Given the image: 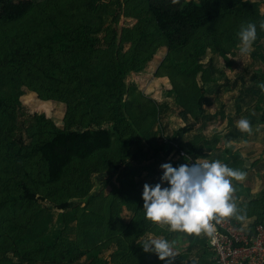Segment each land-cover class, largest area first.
Masks as SVG:
<instances>
[{
  "label": "trees",
  "instance_id": "16d2710c",
  "mask_svg": "<svg viewBox=\"0 0 264 264\" xmlns=\"http://www.w3.org/2000/svg\"><path fill=\"white\" fill-rule=\"evenodd\" d=\"M139 5L141 8L128 6L132 12L126 10L124 16L127 21H132L129 24L140 28L138 41L154 43L155 46L146 52L140 48L139 42L129 58L117 55L116 41L102 36V25L95 22L94 13L89 14L94 18L85 23L51 20L48 29L44 30L39 22L47 3L9 1L1 6L0 47L8 46V50H4L2 56L0 54V131L8 105L12 107V113L21 107L15 97L22 94V88L15 81L17 69L36 63L40 58L51 61V70L43 80H47L52 91L61 98L66 96L63 102L68 105L71 122L63 130L42 112L35 117L38 129L48 128L50 134L48 139L33 148V157L26 155L31 160L35 157L39 175L27 180L30 176L25 174L22 181L15 180L21 193L0 188V264H148L144 262L142 246L151 234L161 236L163 231L160 230L162 223H154L152 230H143L139 216L136 217L133 210L136 197L140 196L136 191L144 183L136 179L140 168L155 164V161L161 162L163 156L177 150L180 155L195 152L198 159L206 149L216 148L225 130L237 126L242 118L255 111L262 113L264 121V91L260 87L250 90L237 105L220 107L214 116H210L205 107L207 88L217 83L205 67V53L209 49L212 57H227L233 51L240 52L237 33L242 25L253 23L257 26V39L248 56L254 59L257 54L264 75V30L260 28L264 22L261 9L264 0H140ZM217 10L223 12V18L236 15L242 23L231 29L224 26L210 40L208 47L200 45L197 35L218 24ZM116 23L119 24V20ZM226 23L230 24V20L227 19ZM150 26L154 27L153 30L148 28ZM14 42L20 44L14 47ZM89 44H92L91 51L86 53ZM128 45L126 41L119 46ZM160 51H164V57L156 62ZM179 55L181 60L177 59ZM58 57L62 58V63L56 60ZM228 64L236 70L233 63L228 61ZM151 66L157 68V75H166L169 81L168 93L173 99L164 101L165 104L139 93L136 79ZM56 72L62 73L65 80L57 77ZM4 76L8 77L10 85ZM81 114L82 118L78 119ZM171 118L179 120L180 126L175 122L174 128ZM208 119L215 121L212 132L206 130L205 121ZM208 135L214 138L211 140ZM259 136L264 137V126L255 134L247 135L240 152L264 151V145L257 147L254 143ZM23 159L19 155L13 157L12 166L20 164ZM241 160L243 163L245 159ZM240 162L237 160L236 163ZM128 168H132L134 172L131 174L136 178H121L124 191L116 190L114 186L110 198L101 190L84 200L80 215L73 217L76 230L71 237L65 233L69 227L66 216L65 225L55 232H51L52 218L42 216L39 209L35 217L40 230L26 225L24 215L36 204L38 193L46 195L45 201H55L63 196L62 188L69 179L78 175L87 182L85 197L92 190L90 180L93 176L110 170L126 173ZM10 171L12 177L20 175L16 170ZM149 178L152 177L146 179ZM231 179L234 183L239 182ZM51 195L53 198L50 199ZM232 201L238 208L237 214L244 215L245 219L240 221L235 216L222 219L231 220L240 229H244L240 224L254 219L247 227L251 236L256 227H264V197L250 203ZM67 205L66 202L58 204L62 209ZM122 208L129 209L131 215L120 216ZM89 219L93 224L82 226ZM118 224L123 226L121 230H117ZM168 237L169 234L161 236L164 240ZM206 240L204 247L201 245L195 250L199 254L190 258L197 257L198 264H218L208 235ZM103 248L111 250L108 257L102 255ZM95 252L97 255L89 258ZM205 252L211 253V260L206 258ZM9 253H13L17 262L8 258ZM187 254L185 252V256ZM152 264H163V261ZM173 264L194 263L183 257Z\"/></svg>",
  "mask_w": 264,
  "mask_h": 264
},
{
  "label": "rangeland",
  "instance_id": "374dc122",
  "mask_svg": "<svg viewBox=\"0 0 264 264\" xmlns=\"http://www.w3.org/2000/svg\"><path fill=\"white\" fill-rule=\"evenodd\" d=\"M14 2L18 3L20 1H28V0H0V9L1 6L6 2ZM36 5H40L43 3H47L46 9L41 14L40 22L43 29H48V24L51 20H59V21H70V22H82L85 23L89 18L95 16V22L101 23L103 29V37L105 39H110L111 41H116L118 47H116V53L122 58H129L131 54L135 50V45L139 42L141 45V49L146 52H150L151 48L155 46L153 43H143L142 41H138L139 29H137L134 25L129 24L132 21H127L128 18L124 16V12L126 10L128 12L131 11V7L135 5L137 8H141L138 6V2L140 0H103V3H99L100 0H31ZM130 1V2H129ZM244 1H252V2H260L262 0H244ZM96 2V3H95ZM94 5H91L93 4ZM97 4V5H96ZM144 6V5H143ZM126 7V8H125ZM262 12H264V5L261 6ZM119 12H122L119 15ZM108 17H106V15ZM147 13H144L146 16ZM215 15L218 16V24L213 27H208L204 29L202 32H199L197 38L200 40V45L209 46L210 40L218 34V32L222 31L224 26L229 29L234 27H239L241 25V20L235 16H228L223 18V12L217 10ZM85 16V17H84ZM124 16V17H123ZM132 16V15H131ZM94 18V17H93ZM227 19L230 20V24H227ZM119 20V24L116 23ZM153 30V26L148 27ZM41 30L39 34H41ZM36 36L33 37V39ZM128 41V46H119L124 42ZM20 44L19 42H14L13 46ZM92 44L86 46V53L91 51ZM4 50H8V46L4 48L0 47L1 56L4 54ZM90 50V51H89ZM144 52V51H143ZM146 52L142 53L146 56ZM148 54V53H147ZM157 61H161L164 57V51H160L157 55ZM177 59L181 60L182 56H178ZM58 62L62 63V58L58 57L56 59ZM54 61V59H53ZM228 61L233 63L236 66V70H232L231 66L228 64ZM205 67L209 70L210 74L214 76L216 79V84L207 88V97L205 98L206 109L209 111L210 116H214V112H219L220 107H231L235 106L246 98L249 95L250 90L255 87H260L259 85L264 84V75L262 74V68L260 66L259 59L257 54H254V59L248 55H241L240 52L233 51L227 57L225 56H215L212 57V52L208 49L205 53ZM51 70V61L46 58H40L36 63H29L24 65L23 67L17 69L16 74L17 78L15 79L18 82V85L22 88V94H16L15 97L19 103V108L15 110V113H12L11 106L8 105V111L4 114L1 120V131H0V188H2L6 192L12 193H21L22 191L15 184V180L22 181L25 178V174H28L30 178H35L39 175V167L36 164L35 157L34 159L27 158L26 155L34 154L32 153L33 148L37 146L39 143H42L45 139L49 138V130L38 129L35 117L39 116L42 113L45 114V117L52 120L53 123L60 129L65 130L69 123L71 122V116H69L68 105L63 102V99H66V96L61 98L58 94L52 91V86L49 84L47 80H43L45 75L49 73ZM207 71V70H206ZM159 73V72H158ZM157 68L154 66L149 67L145 73H143L137 81L139 93L144 94L148 98H153L155 95L160 99L162 104H165L164 101H170L173 99V95L168 93L169 89V81L167 80L166 75H157ZM57 77L65 80V77L62 73L56 72ZM166 74V73H165ZM237 75L238 78L235 77ZM4 80L7 84L10 85L8 77L4 76ZM6 91L9 92V87H6ZM158 93V94H157ZM12 96V94H11ZM70 96V94H69ZM155 98V97H154ZM82 108L85 109V106L82 104ZM175 112H178V109L175 108ZM262 114V113H261ZM250 113L248 116L242 119H247L250 124V131L244 132L240 129L230 128L229 130H225L220 136L219 142L216 145V148L206 149L205 152L197 159L195 152L187 153L186 157L183 158L180 155V152L174 151L171 155L163 156L161 162H157L155 164H145L138 171V177H134L132 168H128V171L124 173L121 170H110L108 172L102 173L100 175L93 176L90 180V186L92 190L87 196L83 197L86 193V184L84 177H79L78 175L69 179L68 184L64 185L62 188L63 196L60 198H56L55 201H45L43 198L46 196L41 192L37 194V202L32 208H30L24 215V220L27 226H35L36 230H40L37 223V210L39 209L40 213L44 217H51L53 220V230L51 232H55L54 230H58L65 225L66 217L69 227L65 230V233L68 237L74 234V230H76V226H73V217L80 215L81 210L85 206L84 200H88L93 194L96 192L103 191V195L110 198L113 192L114 186L116 190L124 191V186L121 181V178H125L126 180L136 178L139 181H144L141 186H139V191H136V194H140L139 197H136V204L134 205V211L136 217L139 216L140 224L143 230H152L155 228V224L149 220L145 219L144 210H143V200L141 198V194L143 191V186L145 183L149 185H155L160 182V176L162 175L160 165L163 163H171L174 167L179 166L183 163H200L204 160L209 162L219 160L221 163L227 165L229 168L240 171V163H236L237 160L240 161L242 157V153H240V149L236 151V148L243 143L245 144L247 135L251 132L252 122L254 121V117L251 116ZM82 114L78 117V119L82 118ZM251 116V117H250ZM171 122H173V126L175 128L178 121L175 118H171ZM211 119V118H210ZM206 120L205 124L207 125L206 130L211 131L215 129V121L214 120ZM177 126H180V123H177ZM238 126V125H237ZM112 129H115L114 125L110 126ZM80 130V129H76ZM237 133L236 136L233 134ZM212 140L214 137L208 135ZM245 139V140H241ZM253 138H251L252 140ZM24 145H22V144ZM255 143V142H254ZM256 145V144H255ZM24 157L20 164L12 166V158L15 156ZM152 158V157H151ZM30 159V160H27ZM231 163V164H230ZM124 169V168H123ZM125 166V170H126ZM16 170L20 173L17 177H12V171ZM137 171V170H136ZM123 174H125L123 176ZM134 175V176H133ZM147 177H152L146 179ZM15 178V179H14ZM154 178V179H153ZM145 179V180H144ZM153 179L152 181H149ZM231 181V185L233 188V192L231 193V199L235 200L234 197H237V193L241 191V187L239 183L234 179L229 178ZM237 180V179H235ZM103 184V185H102ZM234 193V194H233ZM57 196V195H56ZM55 196V197H56ZM234 196V197H233ZM53 198V195L49 197ZM61 202H66L68 205L65 209H62L58 204ZM240 202V201H239ZM103 209V208H102ZM90 210V209H88ZM104 212V209L102 210ZM129 209H123L119 212L120 216H128ZM36 216V217H35ZM66 216V217H65ZM92 219L85 221L82 226L92 225ZM250 222L244 223L242 226H248ZM117 230H121L123 226L117 225ZM135 227L134 225L132 226ZM34 228V227H33ZM160 230H162L161 236H166L169 234L167 238L168 243L171 246V251L174 254L173 263L178 262L183 257L189 259V261L193 260L194 264H198L196 258H190L194 255H198L199 253L195 252L196 249H199L202 245L204 247V243L206 240L205 233H201L199 235L196 234H188L180 231H170L169 226L166 224H161ZM160 232V231H159ZM161 236L150 235L149 239H162ZM149 239H146L149 240ZM202 243V244H200ZM104 243L102 246H105ZM94 250V249H93ZM95 251V250H94ZM111 251V250H110ZM106 248H103L102 255L108 257L110 252ZM185 252H187L188 256H185ZM98 252H95L92 255H89V258L96 256ZM142 256H144V262L148 264H152L155 262H159L161 260L153 253H145L141 250ZM210 253V252H209ZM208 260L212 259L211 253H204ZM8 258L17 259L14 257L13 253L8 254ZM166 261H163L165 264ZM185 263V262H184ZM27 264V263H21ZM40 264H50V263H40Z\"/></svg>",
  "mask_w": 264,
  "mask_h": 264
},
{
  "label": "clouds",
  "instance_id": "9594fccd",
  "mask_svg": "<svg viewBox=\"0 0 264 264\" xmlns=\"http://www.w3.org/2000/svg\"><path fill=\"white\" fill-rule=\"evenodd\" d=\"M264 30V22L260 24ZM240 54L248 55L257 39V26L253 23L242 25L237 33ZM264 91V84L259 85ZM241 131H250L247 119L238 122ZM162 175L155 185L143 186L141 198L145 219L153 223H163L170 231H180L199 235L202 232L211 237L215 231L212 221L219 223L222 218L238 215V208L231 199L233 188L230 177L243 179L244 174L229 168L219 160L200 163H183L174 167L171 163L160 165ZM216 241L212 239L214 244ZM142 250L155 254L166 264H173L174 254L164 239H149Z\"/></svg>",
  "mask_w": 264,
  "mask_h": 264
},
{
  "label": "built area",
  "instance_id": "2783aa9c",
  "mask_svg": "<svg viewBox=\"0 0 264 264\" xmlns=\"http://www.w3.org/2000/svg\"><path fill=\"white\" fill-rule=\"evenodd\" d=\"M182 156L186 155L184 152ZM214 233L209 237V245L216 254L218 264H264V227H256L251 236L247 229H240L229 219L219 223L212 221ZM215 239V243H212Z\"/></svg>",
  "mask_w": 264,
  "mask_h": 264
},
{
  "label": "crops",
  "instance_id": "0c3cea01",
  "mask_svg": "<svg viewBox=\"0 0 264 264\" xmlns=\"http://www.w3.org/2000/svg\"><path fill=\"white\" fill-rule=\"evenodd\" d=\"M154 97L160 100L156 95ZM251 116H253L255 119L252 122L253 124L251 127L252 129L250 134H255L262 128V126H264V121L262 118V114L259 111L253 112ZM232 128L239 129L238 126H234ZM236 135L237 133L234 132L233 136ZM255 143L257 147H261L262 145H264V137L259 136ZM241 147L242 144H240V146L236 148V151L239 150ZM240 153H242V155L244 156L242 157V159L245 160L242 163V160L240 159L241 169L239 172L243 173L244 176L243 179H239L238 182L239 186L241 187V191L236 194L237 197H233L235 200H238L243 203L260 201L264 197V151L261 150L259 152L256 150L252 152V154H247L243 151H241ZM244 172H247V175H245ZM247 222H250V224H252L254 222V219H250V221ZM248 226H243V228L247 229Z\"/></svg>",
  "mask_w": 264,
  "mask_h": 264
}]
</instances>
